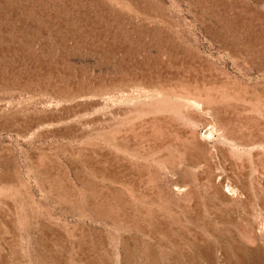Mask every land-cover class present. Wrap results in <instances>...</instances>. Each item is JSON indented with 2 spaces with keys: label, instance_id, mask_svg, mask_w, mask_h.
Listing matches in <instances>:
<instances>
[{
  "label": "rangeland",
  "instance_id": "obj_1",
  "mask_svg": "<svg viewBox=\"0 0 264 264\" xmlns=\"http://www.w3.org/2000/svg\"><path fill=\"white\" fill-rule=\"evenodd\" d=\"M0 264H264V0H0Z\"/></svg>",
  "mask_w": 264,
  "mask_h": 264
},
{
  "label": "bare ground",
  "instance_id": "obj_2",
  "mask_svg": "<svg viewBox=\"0 0 264 264\" xmlns=\"http://www.w3.org/2000/svg\"><path fill=\"white\" fill-rule=\"evenodd\" d=\"M205 133H206V130H205L204 134H205ZM209 134H211L210 129L207 130V133H206L205 137L208 136ZM232 190H233V189H232Z\"/></svg>",
  "mask_w": 264,
  "mask_h": 264
}]
</instances>
